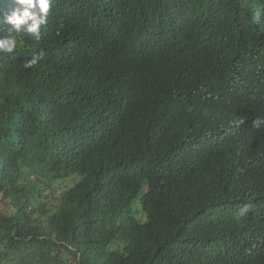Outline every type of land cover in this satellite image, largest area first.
I'll return each instance as SVG.
<instances>
[{
    "label": "trees",
    "instance_id": "trees-1",
    "mask_svg": "<svg viewBox=\"0 0 264 264\" xmlns=\"http://www.w3.org/2000/svg\"><path fill=\"white\" fill-rule=\"evenodd\" d=\"M41 32L0 54V264H264V0H54Z\"/></svg>",
    "mask_w": 264,
    "mask_h": 264
},
{
    "label": "clouds",
    "instance_id": "clouds-1",
    "mask_svg": "<svg viewBox=\"0 0 264 264\" xmlns=\"http://www.w3.org/2000/svg\"><path fill=\"white\" fill-rule=\"evenodd\" d=\"M54 0H0V54H12L17 48V34L23 32L26 37H33L36 41L42 39V26L48 22V14ZM37 63L33 57L25 67H32ZM195 78L204 93H207L214 102H224L228 97L235 95L233 85L228 81H216L208 72L207 67L197 68ZM112 84L113 80H109ZM130 91L127 87H120ZM224 93L225 98L221 97ZM253 129L264 128V117L252 120Z\"/></svg>",
    "mask_w": 264,
    "mask_h": 264
},
{
    "label": "rangeland",
    "instance_id": "rangeland-1",
    "mask_svg": "<svg viewBox=\"0 0 264 264\" xmlns=\"http://www.w3.org/2000/svg\"><path fill=\"white\" fill-rule=\"evenodd\" d=\"M62 187L65 188V183H62V184H61V188H62Z\"/></svg>",
    "mask_w": 264,
    "mask_h": 264
}]
</instances>
